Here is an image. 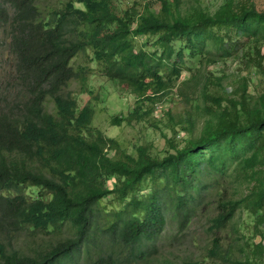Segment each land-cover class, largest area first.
<instances>
[{
  "label": "trees",
  "instance_id": "16d2710c",
  "mask_svg": "<svg viewBox=\"0 0 264 264\" xmlns=\"http://www.w3.org/2000/svg\"><path fill=\"white\" fill-rule=\"evenodd\" d=\"M38 1L0 0V46L6 34L17 89L0 85V235L7 238L0 264H150L167 218L182 230L199 213L203 256H164L159 264L261 262L264 8L255 0H220L212 11L200 0H158V8L62 0L42 13ZM86 48L135 97L112 124L143 118L175 89L191 108L172 126L192 131L199 122L198 134L170 142L163 155L148 144L127 152L91 124L90 102L76 108L64 90L82 76L72 61ZM228 59L240 63L230 86L223 83L229 72L208 67ZM239 210L252 218L258 241L242 232ZM17 234L30 246H15Z\"/></svg>",
  "mask_w": 264,
  "mask_h": 264
},
{
  "label": "rangeland",
  "instance_id": "374dc122",
  "mask_svg": "<svg viewBox=\"0 0 264 264\" xmlns=\"http://www.w3.org/2000/svg\"><path fill=\"white\" fill-rule=\"evenodd\" d=\"M62 0H41L38 1L41 6V12H49L53 5L60 4ZM194 0H183V5L193 2ZM220 0H200L201 4L209 9L214 10ZM122 6H126L134 2L138 6H142L144 2H150L155 8L159 7L158 0H117ZM79 4L78 1H76ZM259 9L264 8V0H255ZM143 36L135 38L136 42H141ZM2 45L0 46V85L3 90L11 93L17 91L14 80L13 55L7 46L8 37L2 34ZM262 50L264 51V45ZM72 64L77 71H81V77H75L68 81L64 90H69L70 94L76 99L75 107L80 108L86 102H90L94 107V114L91 120L92 125L101 128L108 136L117 138L121 146L127 152H134L138 144H148L150 151L156 155H163L171 150L170 145L184 143L189 137L197 135L200 130L198 122L192 131L182 129L180 125L172 126L173 119L184 110L185 107L190 109L189 103H184L183 99L172 89L162 101H157V105L151 113L147 114L139 120L126 121L112 124L111 117L115 114H126L133 108L134 95L122 84L108 78L102 72L99 64L93 59L91 49L86 48L77 53L73 58ZM240 63H236L232 59L226 62L210 63L209 68H213L217 74L224 69L229 72L224 78L223 83L230 86L232 82V73L239 67ZM189 73L183 69L181 78ZM255 79L250 83V90L254 87ZM8 87V88H7ZM47 109L54 110V102L50 96L45 100ZM169 110V112H167ZM173 118V119H171ZM172 140H168V139ZM112 153V151H110ZM113 178L108 180L110 186L113 185ZM108 205L114 203L113 199H103ZM235 219L241 225V230L249 240L258 241L259 233L253 226L252 218L245 210H239ZM222 235L226 236L223 230ZM0 240L7 241L6 237ZM26 238L23 234L15 235L13 244L15 246H30L25 242ZM208 241L205 216L198 214L191 222L182 230H178L177 224L170 217L167 218L164 229L156 241L157 255L151 260L150 264H159L164 256L177 261L183 256L202 257L204 247ZM235 255L238 259H243L241 251L235 249ZM235 264V263H234ZM236 264H252V263H236ZM264 264V258L259 263Z\"/></svg>",
  "mask_w": 264,
  "mask_h": 264
}]
</instances>
